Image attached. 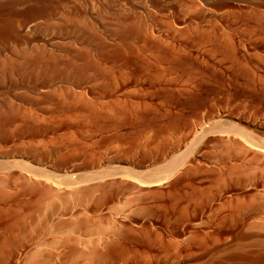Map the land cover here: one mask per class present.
<instances>
[{
  "label": "rangeland",
  "instance_id": "1",
  "mask_svg": "<svg viewBox=\"0 0 264 264\" xmlns=\"http://www.w3.org/2000/svg\"><path fill=\"white\" fill-rule=\"evenodd\" d=\"M30 9L39 15L24 36L0 37V160L27 159L61 180L115 165L146 173L187 149L194 152L201 131L222 119L248 125L255 141L264 142V0H0V26L11 18L20 22ZM41 65L45 70L37 72ZM216 133L205 148L196 143V161L174 184L123 177L103 186L116 194L106 203L98 196L93 201L90 192L70 203L68 188L0 166V264H36L32 252L41 256L71 233L80 236L76 249L83 237L95 242L116 235L101 245L104 259L90 264H215L237 247L255 254L264 239V147ZM233 183L245 195L235 214L231 202H215ZM145 203L160 207L140 209ZM144 216L155 220L147 223ZM193 223L196 230H186ZM62 257L58 264L87 260L79 252Z\"/></svg>",
  "mask_w": 264,
  "mask_h": 264
},
{
  "label": "bare ground",
  "instance_id": "2",
  "mask_svg": "<svg viewBox=\"0 0 264 264\" xmlns=\"http://www.w3.org/2000/svg\"><path fill=\"white\" fill-rule=\"evenodd\" d=\"M12 2V1H11ZM8 5V4H7ZM13 5V4H12ZM30 8V7H29ZM46 8V7H45ZM35 9V8H34ZM21 13V12H20ZM38 13H37V11L36 10H31L30 9V11H28L27 13H26V15L25 16H23V18L21 17V19H19V20H21L20 22H18V23H13L12 21L13 20H11V19H7L8 21H5V22H7V23H5L4 22V25L2 24V26H0V37L1 38H9V39H12V38H15V37H19V36H21V35H23L24 36V32H26V28L28 27V25H29V23H30V20L33 18V17H35L36 15H37ZM39 15V14H38ZM18 17V16H17ZM39 17V16H38ZM34 19V18H33ZM118 20H120V19H118ZM17 21V20H16ZM121 21H123V20H121ZM124 22V21H123ZM1 23V22H0ZM127 23V22H126ZM121 24V23H120ZM120 26V25H119ZM128 28V27H127ZM28 31V30H27ZM125 34V33H124ZM26 35V34H25ZM21 38V37H20ZM25 51V50H24ZM28 51V50H27ZM94 51V50H93ZM26 52V51H25ZM96 52V50L94 51V53ZM232 52H233V50H232ZM23 53V52H22ZM54 54V53H53ZM20 55H22V54H20ZM27 55H28V53H27ZM43 55V54H42ZM97 55H98V53H97ZM26 56V55H25ZM33 56H34V54H33ZM74 56V55H73ZM80 56V55H79ZM79 56H78V58H79ZM88 56V55H87ZM95 56V55H94ZM22 57V56H21ZM57 57V56H56ZM60 57V56H59ZM19 58V57H18ZM42 58V57H41ZM53 58V57H52ZM97 58V57H96ZM113 58V57H112ZM20 59V58H19ZM18 59V60H19ZM71 59V58H70ZM88 59V58H87ZM93 59V58H92ZM164 59V58H163ZM57 60H59V59H57ZM76 60H77V58H76ZM85 60V59H84ZM114 60V59H113ZM168 60H169V58H168ZM6 61V60H5ZM37 61V60H36ZM83 61V60H82ZM89 61V60H88ZM94 61V60H93ZM98 61H99V59H98ZM100 61H101V59H100ZM148 61V60H147ZM172 61V60H171ZM22 62V61H21ZM57 62V61H56ZM70 62V61H69ZM146 62V61H145ZM4 63V62H3ZM2 63V64H3ZM11 63V62H10ZM28 63V62H27ZM167 63V62H166ZM171 63V62H170ZM38 64V63H37ZM74 64V63H73ZM89 64V63H88ZM164 64V63H163ZM9 65V64H8ZM12 66V65H11ZM42 66V65H41ZM115 66H117V65H115ZM147 66H149V65H147ZM2 67V66H1ZM81 67H82V65H81ZM166 67V66H165ZM164 67V68H165ZM11 68V67H10ZM53 69H54V67H52ZM51 68V69H52ZM80 68V67H79ZM87 68V67H86ZM128 68V67H127ZM166 68H168V67H166ZM9 69V68H8ZM47 69V68H46ZM65 69V68H64ZM83 69H85V68H83ZM88 69V68H87ZM86 69V70H87ZM96 69V68H95ZM120 69V68H119ZM123 69V68H122ZM156 69V68H155ZM158 69V68H157ZM169 69V68H168ZM41 70H45V69H43V66L42 67H39V69L37 70V72L38 71H41ZM55 70V69H54ZM67 70V69H66ZM76 70V69H75ZM114 70V69H113ZM146 70V69H145ZM170 70H172V69H170ZM2 71V70H1ZM51 71V70H50ZM58 71V70H57ZM69 71V70H68ZM53 72H55V71H53ZM67 72V71H66ZM94 72V71H93ZM115 72V71H114ZM124 71H122V73H123ZM131 72V71H130ZM148 72V71H147ZM152 72H154V71H152ZM45 73H46V71H45ZM69 73V72H68ZM81 73V72H80ZM89 73V72H88ZM126 73V72H125ZM168 73V72H167ZM25 74V73H24ZM51 74V73H50ZM61 74V73H60ZM94 74H95V72H94ZM131 74V73H130ZM172 74V73H171ZM5 73H4V77H5ZM89 75V74H88ZM108 75V74H107ZM151 75V74H150ZM161 75V74H160ZM159 75V76H160ZM63 76V75H62ZM69 76V75H68ZM158 76V77H159ZM24 77V76H23ZM39 77V76H38ZM47 77V76H46ZM94 77V76H93ZM109 77V76H108ZM114 77V76H113ZM127 77V76H126ZM156 77V76H155ZM51 78V77H50ZM76 78V77H75ZM111 78V77H110ZM119 78V77H118ZM118 78H115L117 81H118ZM49 79V78H48ZM82 79V78H81ZM114 79V78H113ZM122 79V78H121ZM125 79V78H124ZM41 80V79H40ZM47 81V80H46ZM116 82V81H115ZM126 82V81H125ZM129 82V81H128ZM163 82V81H162ZM108 83H109V81H108ZM120 84V83H119ZM126 84V83H125ZM120 86V85H119ZM111 87V86H110ZM113 87V86H112ZM116 87V86H115ZM128 87V86H127ZM126 87V88H127ZM116 90V89H115ZM129 91V90H128ZM130 92V91H129ZM114 94V93H113ZM112 94V95H113ZM135 94V93H134ZM120 95V94H119ZM128 95V94H127ZM116 96V95H115ZM105 97V96H104ZM117 97H119L118 95H117ZM144 97V96H143ZM108 98V97H107ZM116 98V97H115ZM123 98V97H122ZM3 99V98H2ZM119 99V98H118ZM127 99V98H126ZM129 99V98H128ZM135 100V99H134ZM142 100V99H141ZM10 101V100H9ZM111 101V100H110ZM117 102H118V100H116ZM136 101V100H135ZM115 102V101H114ZM137 102H139V100L137 101ZM143 102V101H142ZM141 102V103H142ZM13 103H15V102H13ZM104 103V102H103ZM106 103V102H105ZM12 104V103H11ZM111 104V103H110ZM140 104V103H139ZM145 104V103H144ZM20 105V104H19ZM122 105H124L123 103H122ZM125 105H127V104H125ZM142 105V104H141ZM1 106V105H0ZM110 106H112V104L110 105ZM109 106V107H110ZM119 106H121V105H119ZM128 106V105H127ZM4 107V106H3ZM9 107V106H8ZM114 107V106H113ZM132 106H130V108H131ZM138 107H140V106H138ZM111 108V107H110ZM119 108H121V107H119ZM137 108V107H136ZM17 109V108H16ZM20 109V108H19ZM18 109V110H19ZM31 109V108H30ZM113 109V108H112ZM126 109V108H125ZM139 109V108H138ZM115 110V109H114ZM117 110V109H116ZM124 110V109H123ZM131 110V109H130ZM25 111V110H24ZM127 111V110H126ZM140 111V110H139ZM12 112V111H11ZM27 112V111H26ZM32 112V111H31ZM114 112V111H113ZM131 112V111H130ZM6 113V112H5ZM95 113V112H94ZM111 113V112H110ZM90 114V113H89ZM134 114V113H133ZM7 115V114H6ZM37 115V114H36ZM113 115V114H112ZM137 115V114H136ZM39 116V115H38ZM101 116V115H100ZM104 116V115H103ZM116 116V115H115ZM126 116V115H125ZM128 116V115H127ZM139 116V115H138ZM220 116V115H219ZM223 116V115H222ZM7 117H8V115H7ZM32 117V116H31ZM37 117V116H36ZM53 117V116H52ZM141 117V116H140ZM15 118V117H14ZM17 118V117H16ZM100 118V117H99ZM2 119V118H1ZM0 119V120H1ZM18 119V118H17ZM52 119H54V117L52 118ZM110 119V118H109ZM117 119V116H116V118H115V120ZM120 119V118H119ZM218 119H220V118H218ZM3 120V119H2ZM50 120H51V118H50ZM232 120V119H231ZM38 121V120H37ZM103 121V120H102ZM140 121V120H139ZM241 121V120H240ZM12 122V121H11ZM53 122H55V121H53ZM132 122V121H131ZM41 123V122H40ZM213 123V122H212ZM254 123V122H253ZM15 124V123H14ZM17 124V123H16ZM21 124V123H20ZM122 124V123H121ZM256 124V123H255ZM1 125V124H0ZM7 125V124H6ZM111 125V124H110ZM211 125V124H210ZM251 125V124H250ZM8 127V126H7ZM11 127H13V126H11ZM14 128H15V125H14ZM206 128H208V129H206ZM252 128V127H251ZM254 128V127H253ZM257 128V127H256ZM17 129V128H16ZM22 129V128H21ZM201 129V128H200ZM202 129H203V127H202ZM4 130V129H3ZM254 130H256V129H254ZM11 131H13V130H11ZM28 131V130H27ZM39 131V130H38ZM0 132H2V128H0ZM30 132V131H29ZM35 132V131H34ZM199 132V131H198ZM215 133V132H217L218 134H219V132H227V134L228 133H231V134H235V135H238L239 137H242L244 140H246L247 142H249V143H251V144H253V145H259L258 143H260L259 141L258 142H256L255 141V135H254V132H253V129H250V127H248V125L247 126H245V125H242L240 122H234V121H230V122H228V121H223V119L222 120H215L214 121V123L210 126V127H205V129L204 130H202L201 131V136L199 135V138H198V136H197V138L198 139H196L197 140V142L196 143H198V145L197 146H199V147H201V149H202V147L203 148H205V145L206 144H208L209 142H211L212 143V141H213V139L216 141V139L215 138H211V137H208V135L209 134H213V133ZM200 133V132H199ZM216 133V134H217ZM224 133V134H225ZM26 134V133H25ZM256 134V133H255ZM23 135V134H22ZM27 135V134H26ZM214 135V134H213ZM228 135H230V134H228ZM16 136V135H15ZM47 136H49V135H47ZM215 136V135H214ZM213 136V137H214ZM217 136V135H216ZM226 136V135H225ZM45 137V136H44ZM43 137V138H44ZM57 137H59V136H57ZM137 137V136H136ZM259 137V136H258ZM5 138V137H4ZM7 138V137H6ZM51 138V137H50ZM61 138V137H60ZM114 138H115V136H114ZM229 138V137H228ZM11 139V138H10ZM35 139V138H34ZM122 139V138H121ZM134 139V138H133ZM231 139V138H230ZM58 140V139H57ZM195 140V139H194ZM195 140V141H196ZM232 140V139H231ZM256 140H259V139H256ZM21 141V140H20ZM45 141V140H44ZM55 141V140H54ZM63 141V140H62ZM195 141H193V142H195ZM14 142V141H13ZM23 142V141H22ZM45 142H47V141H45ZM64 142H66V141H64ZM48 144L50 143V141L49 142H47ZM196 143H195V146H193V148H197V149H199L198 147H196ZM261 143H264V142H261ZM260 143V145L261 146H263L264 147V144H261ZM15 144V143H14ZM18 144V143H17ZM1 145V144H0ZM3 145V144H2ZM30 145H31V143H30ZM39 145V144H38ZM63 145V144H62ZM77 145V144H76ZM191 145H193L192 143H191ZM256 145V146H257ZM4 146V145H3ZM6 146V145H5ZM18 146V145H17ZM22 146V145H21ZM28 146V145H27ZM33 146V145H32ZM42 146V145H41ZM207 146V145H206ZM2 147V146H1ZM8 147V146H7ZM35 147V146H34ZM54 147V146H53ZM63 146H61V148H62ZM263 147H261V148H263ZM31 148V147H30ZM60 148V147H59ZM74 148V147H73ZM72 148V149H73ZM83 148V147H82ZM132 148V147H131ZM155 148V147H154ZM189 148H190V146H189ZM192 148V149H193ZM16 149V148H15ZM27 149V148H26ZM34 149V148H33ZM50 149V148H49ZM55 149V148H54ZM65 149V148H64ZM70 149V148H69ZM68 149V150H69ZM78 149V148H77ZM147 149V148H146ZM191 149V148H190ZM197 149H193L194 150V152H192V150H190L189 152H187V150H186V152L184 151L183 153L181 152L180 154H177V155H174L172 158H170L169 159V161H168V163L166 162V165H165V163H164V167H161L160 166V168L158 167L157 169L155 168L154 169V171H150V172H139L138 170H134V169H132L133 167L132 166H129V167H122V166H110V167H108V168H103V169H98V170H92V172H89V173H86V172H82V173H80V174H75V173H64L65 175V177H64V180L62 179H58L57 177H56V174L54 173V172H52L51 170H47V169H44L43 167H41V168H37V167H34V166H32V165H30L27 161H25V160H27V159H25V160H21V159H15V158H13V159H9V158H7V159H3V160H0V166H1V168H4L5 170L6 169H11L12 167L14 168V167H18V168H20V169H22V170H24V172L25 171H27L28 173L30 172L31 174H33L35 177H37V178H41V179H43L44 177L45 178H47V179H50V181L52 180L53 181V183H55V184H57L58 186H59V189L62 191L63 189L62 188H68L67 190H69V194H71V196H69V197H72V199H70V200H72V202H70V203H73L74 202V199L75 200H79L80 198H84V196H82V195H87V192L89 193V194H91V195H89L88 197L89 198H91V197H95V196H98L99 197V200H101L103 203L105 202H109V201H111V200H113L114 198H115V196H116V194H115V189L114 190H112V189H109V190H105V189H103V186H107V185H112V184H114V183H118L119 182V180L121 179V178H123V177H131V179L133 178V179H135V180H137V181H139L142 185L144 184V185H158V186H160V185H163L164 183H168V184H174V181H173V178H177L178 177V175L179 174H181V172L183 171V170H186V168H185V166H188L187 164H190V163H192L193 161H196V154H194L195 153V151L197 150ZM200 149V150H201ZM51 150V149H50ZM56 150H58V149H56ZM5 151V150H4ZM8 151V150H7ZM32 151V150H31ZM78 151V150H77ZM146 151V150H145ZM46 152V151H45ZM50 152V151H49ZM65 152V151H64ZM75 152V151H74ZM123 152V151H122ZM197 152H198V150H197ZM196 152V153H197ZM23 153V152H22ZM91 153V152H90ZM131 153V152H130ZM136 153V152H135ZM145 153V152H144ZM3 153H1V155H2ZM45 154H47V153H45ZM50 154V153H49ZM71 154V153H70ZM137 154V153H136ZM146 154V153H145ZM41 155H43V154H41ZM29 156V155H28ZM56 156V155H55ZM58 156V155H57ZM67 154H66V158H67ZM99 156V155H98ZM149 156V155H148ZM32 157V156H31ZM42 157V156H41ZM41 157H39V159L41 158ZM61 157V156H60ZM64 157V156H63ZM62 157V158H63ZM42 158H44V157H42ZM35 159V158H34ZM38 159V158H37ZM46 159V158H45ZM36 160V159H35ZM198 160V159H197ZM29 161V160H28ZM40 161V160H39ZM44 161V160H43ZM101 161V160H100ZM45 162V161H44ZM31 163V162H30ZM48 163V162H47ZM32 164V163H31ZM50 165V164H49ZM52 165V164H51ZM57 165V164H56ZM54 166V165H53ZM190 166V165H189ZM46 168V167H45ZM48 168V167H47ZM98 168V167H97ZM4 169H2V170H4ZM49 169V168H48ZM51 169V168H50ZM56 170V169H55ZM11 171V170H10ZM74 171V170H73ZM1 172V171H0ZM8 172V171H7ZM7 172H5V174L7 173ZM12 172H13V170H12ZM66 172H67V170H66ZM70 172V171H69ZM184 172V171H183ZM78 173H79V171H78ZM186 173V172H185ZM75 174V175H74ZM11 175V174H10ZM17 175V174H16ZM2 176H4L3 174H2ZM8 177H9V173H8V175H7ZM13 176V175H12ZM33 177V176H32ZM59 177H61V176H59ZM1 178H3V177H1ZM10 178V177H9ZM39 178V180H41ZM179 178V177H178ZM7 179V178H6ZM232 180V179H231ZM44 181V180H43ZM43 181H41V182H43ZM47 181H49V180H47ZM182 181V180H181ZM0 182H2L1 181V179H0ZM6 182H7V180H6ZM5 182V183H6ZM13 182V181H12ZM36 182V181H35ZM234 182V181H233ZM236 182V181H235ZM40 183V182H39ZM45 183V182H44ZM237 183V182H236ZM43 184V183H42ZM50 184H52V183H50ZM135 185V184H134ZM133 185V186H134ZM138 185V184H137ZM235 185L237 186L238 184H232V185H230L229 187H228V190H226L225 192H223V194L222 193H220V195L219 196H217V198L215 199V202H217L218 204H219V202H227L228 201V203H230L231 202V206L233 207V212L232 213H234L235 214V212H237L238 210H239V208L241 207L240 206V204H239V201H242L241 199H244L245 197V195H243V194H239V192L238 191H236V189H237V187H235ZM132 186V187H133ZM140 186V185H139ZM139 186H137V188L139 187ZM239 186V185H238ZM47 187H50L49 185L47 186ZM166 187V186H165ZM55 188V187H54ZM136 188V187H135ZM143 188V187H142ZM157 188V187H156ZM224 188V187H223ZM140 189V188H139ZM144 189V188H143ZM175 189V188H174ZM173 189V190H174ZM242 189V188H241ZM54 190V189H53ZM133 190V189H132ZM137 190V189H136ZM156 190V189H155ZM159 190V189H158ZM172 190V189H171ZM239 190V189H238ZM259 190V189H258ZM65 191V190H64ZM138 192H139V190H137ZM137 191H136V193H137ZM141 191V190H140ZM161 191V190H160ZM244 191V190H243ZM247 191V190H246ZM249 191V190H248ZM56 192V191H55ZM59 192V191H58ZM57 192V193H58ZM134 192H135V190H134ZM53 193V192H52ZM64 193V192H63ZM66 193H67V191H66ZM241 193V192H240ZM245 193V192H244ZM56 194V193H55ZM60 194H62V193H60ZM59 194V195H60ZM248 194H250V193H248ZM256 194V193H255ZM36 195H38V194H36ZM139 195V194H138ZM217 195V194H216ZM54 196V195H53ZM56 196H58V194L56 195ZM67 196V197H68ZM82 196V197H81ZM247 196V195H246ZM255 196V195H254ZM66 197V198H67ZM34 198V197H33ZM52 198V197H51ZM62 198H63V195H62ZM82 198V199H83ZM135 198V197H134ZM134 198H133V200H134ZM139 198V197H138ZM227 198V199H226ZM231 198V199H230ZM46 199V198H45ZM50 199V198H49ZM57 199V198H56ZM55 199V200H56ZM92 200H93V198H91ZM230 199V200H229ZM247 199V198H246ZM53 200V199H52ZM90 200V199H89ZM98 200V199H97ZM98 200V201H99ZM132 200V199H131ZM138 200H141L140 198L139 199H136V201H138ZM245 200V199H244ZM38 201H39V199H38ZM57 201V200H56ZM69 202V199H67L66 200V202ZM87 201V200H86ZM94 201V200H93ZM214 201V200H213ZM50 202V201H49ZM51 202H53V201H51ZM61 202V201H60ZM76 202V201H75ZM78 202V201H77ZM85 202V201H84ZM159 202V201H158ZM246 202V201H245ZM249 202V201H248ZM248 202H247V204H248ZM8 203V202H7ZM18 203V202H17ZM132 203V202H131ZM137 204H138V202H136ZM140 203V202H139ZM153 203H154V201H153ZM241 203H243V202H241ZM252 203V202H251ZM30 204V203H29ZM66 204V203H65ZM101 204V203H100ZM143 204V203H142ZM215 204V203H214ZM214 204L212 203L211 204V206L213 205L214 206ZM223 204V203H222ZM5 206H6V204H4ZM33 205V204H32ZM31 205V206H32ZM50 205V204H49ZM48 205V206H49ZM71 205V204H70ZM242 205H244V204H242ZM42 206H44L43 204H42ZM68 206V205H67ZM98 206H100L99 204H98ZM157 206H159L160 207V205H154V204H146L145 203V205H143V206H141V204L139 205V207H140V209H142V210H151V211H153V210H155L156 211V209H158V207ZM211 206H209L207 209L209 210V208L211 207ZM216 206V205H215ZM218 206V205H217ZM216 206V207H217ZM220 206V205H219ZM222 206V205H221ZM228 206V205H227ZM130 207V206H129ZM204 207H206V206H204ZM229 207V206H228ZM131 208V207H130ZM129 208V209H130ZM221 208V207H220ZM49 209V208H48ZM128 209V210H129ZM213 209V208H212ZM222 209V208H221ZM8 210V209H7ZM42 210V209H41ZM141 210V211H142ZM200 210V209H199ZM208 210H207V212H208ZM214 210L215 211H218L217 209H215L214 208ZM34 211H35V209H34ZM48 211V210H47ZM184 211H186V210H184ZM188 211V210H187ZM204 211V210H203ZM211 211H213V210H211ZM220 211V210H219ZM225 211V210H224ZM241 211V210H240ZM32 212V211H31ZM46 212V211H45ZM136 212H137V209H136ZM221 212H222V210H221ZM29 213V212H28ZM39 213V212H38ZM186 213V212H185ZM204 213H206V212H204ZM240 213V212H239ZM11 214V213H10ZM24 214V213H23ZM31 214V213H30ZM41 214H42V211H41ZM56 214V213H55ZM94 214V213H93ZM156 214V213H155ZM166 214H167V212H166ZM8 215V214H7ZM15 215H16V213H15ZM27 215V214H26ZM74 215V214H73ZM97 215V214H96ZM145 215V214H144ZM203 215V214H202ZM205 215V214H204ZM230 215V214H229ZM43 216H45V214L43 213V215L41 216V217H43ZM72 216V215H71ZM126 216H128V215H126ZM136 216V215H135ZM160 216V215H159ZM207 216V215H206ZM7 217V216H6ZM61 217V216H60ZM70 217V216H69ZM73 217V216H72ZM113 216H111V218H112ZM114 217H116V216H114ZM202 217V216H201ZM221 217V216H220ZM226 217V216H225ZM1 218H2V216H1ZM0 218V219H1ZM20 218H21V216H20ZM75 218V217H74ZM108 218V217H107ZM107 218H105L104 220H108V222L111 224V223H115L116 221H118L119 222V219L117 220L116 218H113L112 220H109V219H107ZM110 218V217H109ZM156 218V217H155ZM197 218V217H196ZM233 218V217H232ZM8 219V218H7ZM25 219H26V217H25ZM46 219V218H45ZM72 219V218H71ZM77 219H78V216H77ZM195 219V218H194ZM223 219V218H222ZM261 219V222L262 221H264L262 218H260ZM29 220V219H28ZM69 220V219H68ZM143 220L145 221V222H147V223H151V222H153V220H155V219H153V216H151V217H145L144 216V218H143ZM215 220V219H214ZM10 221V220H9ZM16 221V220H15ZM14 221V222H15ZM22 221V220H21ZM58 221V220H57ZM121 221V220H120ZM125 221V220H124ZM121 222H123V221H121ZM27 223V222H26ZM35 223V222H34ZM34 223H32V224H34ZM71 223V222H70ZM222 223H223V221H222ZM9 224V223H8ZM48 224V223H47ZM46 224V225H47ZM90 223H88V225H89ZM108 224V223H107ZM117 224V223H116ZM155 224V223H154ZM194 225H190V226H185L186 227V230H189L190 229V232L191 231H193V229H195V227H197L196 225H197V223H196V225H195V223H193ZM208 224V223H207ZM211 224V223H210ZM219 224V223H218ZM1 225V224H0ZM41 225V224H40ZM53 225V224H52ZM87 225V224H86ZM105 225V224H104ZM118 225V224H117ZM133 225V224H132ZM156 225V224H155ZM185 225V224H184ZM199 225V227H200V225H201V222L198 224ZM205 225V224H204ZM216 225V224H215ZM264 225V224H263ZM6 226V225H5ZM28 226V225H27ZM76 226V225H75ZM106 226H109V225H106ZM261 227H258L257 225H256V227L257 228H262V225H260ZM41 227V226H40ZM51 227V226H50ZM118 227H119V225H118ZM124 227V226H123ZM133 226H131V228H132ZM209 227H210V225H209ZM253 227V226H252ZM14 228V227H13ZM19 228V227H18ZM32 228V227H31ZM64 228V227H63ZM66 228V227H65ZM64 228V229H65ZM70 228H71V226H70ZM72 228H74V226H72ZM83 228V227H82ZM117 228V227H116ZM120 228H121V226H120ZM129 228V227H128ZM204 228V227H203ZM20 229V228H19ZM27 229V228H26ZM34 229H35V227H34ZM49 229V228H48ZM79 229V228H78ZM81 229V228H80ZM98 229V228H97ZM263 229V228H262ZM9 230V229H8ZM22 230V229H21ZM51 230V229H50ZM55 230V229H54ZM69 230V229H68ZM70 230H72V229H70ZM91 230V229H90ZM196 230V229H195ZM207 230V229H206ZM256 230V229H255ZM13 231V233H14V230H12ZM18 231V230H17ZM63 231H65V230H63ZM103 231V230H102ZM210 231V230H209ZM261 231V230H260ZM54 232H56V231H54ZM68 232V231H67ZM71 232V231H70ZM79 232V231H78ZM98 232H99V230H98ZM120 232V231H119ZM206 232V231H205ZM216 232V231H215ZM228 232V231H227ZM263 232V231H262ZM114 233V232H113ZM185 233H186V231H185ZM196 233H197V231H196ZM209 233V232H208ZM217 233V232H216ZM229 233H231V232H229ZM232 233H233V231H232ZM5 234V233H4ZM11 234H12V232H11ZM72 234H74V233H71V235H68V233H67V237H65V238H63L62 240H60L59 242H60V244H59V246L58 245H56V246H53L55 249H50L48 252H44V253H41V256L38 254V251H34V252H32V254H31V256H30V259H33V260H35L34 261V263H36V264H58L57 263V259H60L62 256L63 257H66L67 255H72V254H74L75 252H76V255H77V253L79 252V254L83 257V258H86L87 260H85L84 262L82 261V264H90L92 261H93V263H94V261L95 260H97V262H98V260L99 261H101L102 259H104V257L106 256L105 255V253H104V251H103V247L102 246H104L103 245V243H105V242H107V241H109V240H111V238H116L114 235V237L112 236H110V234L108 235H105V237H102V238H99V239H97V241H95V242H90L89 241V239H91V238H89V239H86V238H81V239H83L82 240V242H80V244H81V249L79 248V247H77V249H76V247H75V242L76 241H74V240H76V238L75 237H79L80 238V236H74L73 235V237H72ZM77 234V233H76ZM93 234V233H92ZM95 234H97V233H95ZM103 234V233H102ZM115 234V233H114ZM118 234V233H117ZM6 235V234H5ZM4 235V236H5ZM57 235V234H56ZM112 235V234H111ZM119 235V234H118ZM187 235V234H186ZM189 235H190V233H189ZM3 236V237H4ZM98 236H100V235H98ZM193 236V235H192ZM201 236V235H200ZM204 236H205V234H204ZM228 236V235H227ZM230 236V235H229ZM2 237V238H3ZM6 237V236H5ZM43 237V236H42ZM55 237V236H54ZM57 237V236H56ZM59 237V236H58ZM86 237V236H85ZM109 237H111L110 239H108ZM121 237V236H120ZM119 237V238H120ZM190 237V236H189ZM194 237H195V235H194ZM197 237H198V234H197ZM202 237H203V235H202ZM237 237V236H236ZM258 237V236H257ZM256 237V238H257ZM1 238V237H0ZM7 238V237H6ZM45 238V237H44ZM78 238V239H79ZM88 238V237H87ZM210 238V237H209ZM262 238H263V235H262ZM54 239V238H53ZM52 239V240H53ZM57 239H59V238H57ZM77 239V240H78ZM81 239H79V240H81ZM118 239V238H117ZM252 239V238H251ZM258 239V238H257ZM107 240V241H106ZM113 240V239H112ZM205 240V239H204ZM240 240V239H239ZM4 241V240H3ZM49 241V240H48ZM51 241V240H50ZM58 241V240H57ZM115 241V240H114ZM121 241V240H120ZM202 241V240H201ZM250 241V240H249ZM255 241H256V239H255ZM20 242V241H19ZM110 242L111 241H109L108 243L110 244ZM117 242V241H116ZM198 242H199V240H198ZM207 242H208V240H207ZM259 243H257V245H256V247L258 246V248H257V252L254 254H248V252H244L242 249V251L244 252V253H241V250H240V248L239 247H237L238 249H239V251L238 252H236V253H230V254H227L226 256H224L225 258H224V260H223V258H218V256H217V262H215V258L213 259L214 260V263L215 264H264V251H262L261 249H262V245L264 244V239H261V237H260V239H259V241H258ZM17 243V242H16ZM15 243V244H16ZM107 243V244H108ZM114 243V242H113ZM119 243V242H118ZM171 243V242H170ZM51 244V243H50ZM121 244V243H120ZM173 244V243H172ZM216 244V243H215ZM222 244V243H221ZM225 244V243H224ZM243 244V243H242ZM241 244V245H242ZM251 244V243H250ZM45 245V244H44ZM51 245H53V243L51 244ZM77 245H79V244H77ZM102 245V246H101ZM106 245V244H105ZM186 245V244H185ZM196 245V244H195ZM226 245V244H225ZM229 245V244H228ZM231 245V244H230ZM254 245V244H253ZM11 246V245H10ZM23 246V245H22ZM30 246V245H29ZM107 247H108V245H106ZM189 246V245H188ZM191 246V245H190ZM194 246V245H193ZM201 246V245H200ZM220 246V245H219ZM19 247V246H18ZM38 247H40V246H38ZM102 247V248H101ZM225 247V246H224ZM231 247H233V246H231ZM235 247V246H234ZM255 247V246H254ZM253 247V248H254ZM260 247V248H259ZM36 248V247H35ZM43 248V247H42ZM45 248V247H44ZM42 249L43 251L45 250V249ZM115 248V247H114ZM119 248V247H118ZM237 248H236V250H237ZM243 248V247H242ZM246 248V247H245ZM244 248V249H245ZM248 248V247H247ZM1 249V248H0ZM40 249V248H39ZM108 249V248H107ZM106 249V250H107ZM111 249V248H110ZM192 249H193V247H192ZM195 249V248H194ZM215 249V248H214ZM7 250V249H6ZM36 250V249H35ZM105 250V249H104ZM113 250H116V249H113ZM124 250V249H123ZM200 250V249H199ZM205 250V249H204ZM218 250V249H217ZM227 250H229V249H227ZM2 251V250H1ZM4 251V250H3ZM14 251V250H13ZM21 251V250H20ZM23 251V250H22ZM122 251V250H121ZM246 251V250H245ZM30 252V251H29ZM109 252H111V251H109ZM117 252V251H116ZM213 252V251H212ZM221 252V251H220ZM224 252V251H223ZM214 253V252H213ZM220 254V253H219ZM222 254V253H221ZM225 254V253H224ZM223 254V255H224ZM110 255V254H109ZM108 256V255H107ZM208 256V255H207ZM14 257V256H13ZM62 257V258H63ZM80 257V256H79ZM221 257V256H220ZM186 258V257H185ZM193 258H194V256H193ZM184 259V258H183ZM55 260H56V262H55ZM171 260V259H170ZM1 261V260H0ZM71 261V260H70ZM186 261V260H185ZM212 261V260H211ZM211 261H208V262H211ZM2 262V261H1ZM96 262V263H97ZM181 262V261H180ZM182 262H184V260L182 261ZM188 262V261H187ZM197 262H199V261H197ZM196 262V263H197ZM74 263V262H73ZM176 263V262H175ZM193 263V262H192ZM199 263H201V262H199ZM213 263V262H212ZM12 264H14V263H12ZM25 264V263H24ZM68 264V263H67ZM78 264V263H77ZM81 264V263H80ZM185 264V263H184ZM204 264V263H203ZM206 264V263H205Z\"/></svg>",
  "mask_w": 264,
  "mask_h": 264
}]
</instances>
